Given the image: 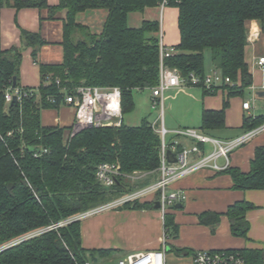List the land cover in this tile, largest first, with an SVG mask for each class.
<instances>
[{
  "label": "trees",
  "instance_id": "16d2710c",
  "mask_svg": "<svg viewBox=\"0 0 264 264\" xmlns=\"http://www.w3.org/2000/svg\"><path fill=\"white\" fill-rule=\"evenodd\" d=\"M160 1L59 0L57 5H49L47 0H0V11L4 5L66 10L62 61L39 64L41 80L37 87L19 83L21 47L0 49V246L45 229L1 250L0 264H86L111 252L84 248L82 218H72L150 182L145 178L130 183L127 176H156L160 136L146 116L137 125L122 120L119 126H91L70 135L72 126L43 125L41 110L58 108L64 104L67 91L89 85L118 87L122 115L131 111L133 92L154 87L159 81V21L143 20L140 26L131 27L128 14L158 6ZM169 6L178 9L180 40L165 64L184 77L191 72L203 76V52L210 49L214 70L232 81L210 89L200 85L203 95L226 91L221 108L203 109L201 113L200 131L214 136L225 127L229 97L243 94L253 83L245 61L247 23L256 20L263 27L264 0H169ZM90 9L107 11L98 33L77 21L79 13ZM20 40L21 45L32 47L35 61L40 47L48 43L39 32L25 29H21ZM12 85L20 86L25 94L7 103L4 90ZM263 123L262 114L248 115L242 126L247 131ZM102 162L119 164L122 175L111 187L96 179L97 166ZM223 171L230 174L234 189H264V145L256 146L249 171L230 166ZM158 195L155 192V200L142 205L153 206ZM139 205L137 200L124 204ZM254 207L239 200L228 205L224 213L204 211L199 220L215 231L224 214L231 233L247 238L246 212ZM68 219L72 220L53 227ZM164 228L167 237L178 235V226L168 211ZM170 249L177 254L196 253L172 245ZM224 249L237 251L245 264H264V248Z\"/></svg>",
  "mask_w": 264,
  "mask_h": 264
},
{
  "label": "crops",
  "instance_id": "0c3cea01",
  "mask_svg": "<svg viewBox=\"0 0 264 264\" xmlns=\"http://www.w3.org/2000/svg\"><path fill=\"white\" fill-rule=\"evenodd\" d=\"M47 2L49 5H57L59 0H47ZM65 12V9L50 12L45 7L16 8L12 5H4L1 8L0 49H8L13 45L21 47L19 83L22 86L37 87L40 84V63L52 64L62 61L63 47L61 41ZM96 14H101L103 24L107 14L104 9H90L81 12L77 15V21L87 25L91 32L98 33L102 24L97 30L92 29L95 26L93 15ZM160 16L161 14L159 15V22ZM177 17V7L167 6L164 9L161 22L164 31V43L174 48L180 40ZM247 24L248 43L245 46V61L253 77L250 88L256 93V91L264 90V64L262 66L257 64L258 58L264 56L257 47L264 33V24L263 27H260L256 20H250ZM21 29L39 32L42 38L48 42L40 47L36 61L32 56V47L21 45ZM211 65L210 68L213 70V62ZM204 70H206L205 62ZM182 88L183 86L172 88L170 90L172 94L169 93L168 97L175 99L184 93L194 103L187 118H180L176 121L170 118L164 119L163 116L162 123L170 133L168 142L178 139L183 145L197 144L208 151L209 145L200 144L187 136H176L175 132L183 128H193L192 125L195 123L200 126L202 110L221 108L226 91L219 89L213 95H203L201 87L188 85L187 89ZM247 100L243 94L229 97V105L225 110V127L217 130L219 132L224 131L226 135L220 137L216 131L217 134L214 133V137L229 140L246 132L242 126L244 116L260 115L259 110H257L258 107L255 108L254 105L249 110L243 109L242 103ZM73 121L74 113L69 105L61 104L58 108L41 110L43 125L72 126ZM259 145H264V130L253 135L229 154V166L237 167L243 172L249 171L250 160L254 155L256 146ZM218 162L222 164L223 160L220 159ZM145 178H148L150 182L139 188L156 182L159 178V172L157 171L156 176L143 174L137 179L142 181ZM232 186L233 180L229 173L210 168H201L174 181L168 189L185 195L183 201L180 202V208L174 206L168 211L178 226L176 237H167L165 234L164 214L160 208L155 207L158 200L151 207L142 205L153 202L155 193L138 198L137 202L140 205L137 207L119 205L83 217L80 223L81 245L86 249L111 251L109 254L97 257L87 263L117 264L119 259L129 253L163 249L166 264H194L192 255L177 254L170 249L171 245L178 248H189L193 251L224 248H264V189L237 190ZM239 200H246L255 206L246 212V218L249 222L247 238L234 236L231 233L229 220L224 214L221 215L215 231H211L208 225L200 222V213L204 211L224 213L228 205Z\"/></svg>",
  "mask_w": 264,
  "mask_h": 264
},
{
  "label": "built area",
  "instance_id": "2783aa9c",
  "mask_svg": "<svg viewBox=\"0 0 264 264\" xmlns=\"http://www.w3.org/2000/svg\"><path fill=\"white\" fill-rule=\"evenodd\" d=\"M159 6L161 14L159 30L157 32L159 45V81L156 86L149 88L151 107L160 111V114H158V117L152 123L153 128L160 136V163L157 170L159 172V178L152 184L134 190H128L126 193L83 212L72 219L83 218L105 209L124 205L144 195L155 192H159L157 199L160 204L159 208L165 214L176 203L182 202L185 197L181 192L168 189L174 181L201 168H210L216 171L226 169L229 167V154L235 148L244 144L253 135L264 130L263 124L229 140H222L202 132H197L194 128H183L175 132L176 136H187L195 139L200 144L209 145L210 149L208 151L197 144L191 146L183 145L178 139H175L173 142L166 140L168 130L162 123L163 94L165 90L189 83L210 89L222 83H232V81L228 76L221 75L218 70H214L212 76H199L191 72L187 77H184L181 76L176 68H171L165 64V58L173 55L176 50L174 47L167 46L164 43V31L161 25L162 15L164 9L169 6V0H161ZM257 64L260 66L264 64V56L258 58ZM22 93L25 94L20 86H7L4 90L5 102H11L13 97L19 99ZM64 104L69 105L74 113V121L69 131L70 135L91 126H119L122 121L121 92L116 86H77L73 90L65 93ZM242 107L245 110H249L251 103L248 100L244 101ZM169 150L174 153L176 158L174 162L168 160L167 151ZM220 159L223 160L222 164L218 162ZM95 175L96 179L103 186L111 187L122 174L117 162H102L97 166ZM141 175L143 174H133L127 176V178L134 181ZM72 219L62 221L59 224L53 225V227L56 228ZM43 230L45 229L34 231L24 237L2 245L0 246V251L16 242L36 235ZM192 260L194 264H245L243 257L237 251H228L225 249L199 250L192 256ZM117 264H166L165 253L163 249L133 252L119 259Z\"/></svg>",
  "mask_w": 264,
  "mask_h": 264
},
{
  "label": "rangeland",
  "instance_id": "374dc122",
  "mask_svg": "<svg viewBox=\"0 0 264 264\" xmlns=\"http://www.w3.org/2000/svg\"><path fill=\"white\" fill-rule=\"evenodd\" d=\"M159 15H160L159 5L155 7H149L146 8L143 12H130L128 14L127 23L131 27H138L140 26L143 20H159ZM93 17L95 18V26H93L92 29L97 30L99 26L102 24L103 18L101 17V14H96L95 16L93 15ZM257 47L264 54V33L262 34L261 40L258 42ZM203 53H204V62L206 65V70L204 75L212 76L214 69L212 70V68H210L212 66L211 50L205 49ZM187 86L188 85H183L182 89H187ZM190 86L200 87L198 85H190ZM171 89L165 90L163 94L164 105H163L162 115L164 116V119L170 118L177 121L180 118H187L188 112L191 111L194 102L188 96H186L187 94L184 93L178 95V97L175 99L168 97L169 93L172 94L170 91ZM243 95L251 103V106L254 105L255 108L258 107L257 109L259 110L258 112H260V114H263L264 116V97L256 96L255 92L250 87L244 90ZM133 97L135 102L134 108L131 111L122 115L123 122L128 125H137L140 123L141 119L146 116L147 119L153 123L154 119L158 116V114H160V111L158 109L151 107L149 89L135 90L133 92ZM192 127L197 132H201L198 124L195 123L192 125ZM217 132H218V136L220 137H224L226 135L224 131L221 132L217 131ZM169 138H170V133H167L166 140L168 141ZM129 182L132 183L131 179H129Z\"/></svg>",
  "mask_w": 264,
  "mask_h": 264
},
{
  "label": "water",
  "instance_id": "95a60500",
  "mask_svg": "<svg viewBox=\"0 0 264 264\" xmlns=\"http://www.w3.org/2000/svg\"><path fill=\"white\" fill-rule=\"evenodd\" d=\"M255 95L258 96V97L264 96V90L256 91ZM15 100H16V98L13 97V100L12 101H15ZM167 157H168V160L170 162H174L176 160V158L174 156V153H172L170 150L167 151ZM159 206H160L159 202H156L155 203V207L159 208ZM175 207L176 208H180L181 207V203H176L175 204Z\"/></svg>",
  "mask_w": 264,
  "mask_h": 264
}]
</instances>
